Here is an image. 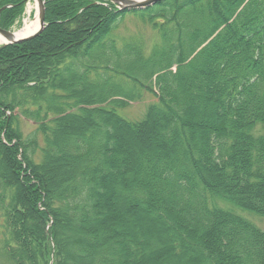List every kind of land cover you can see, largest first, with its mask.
Here are the masks:
<instances>
[{
	"label": "trees",
	"instance_id": "obj_1",
	"mask_svg": "<svg viewBox=\"0 0 264 264\" xmlns=\"http://www.w3.org/2000/svg\"><path fill=\"white\" fill-rule=\"evenodd\" d=\"M42 1L0 46V264H264V0Z\"/></svg>",
	"mask_w": 264,
	"mask_h": 264
},
{
	"label": "rangeland",
	"instance_id": "obj_2",
	"mask_svg": "<svg viewBox=\"0 0 264 264\" xmlns=\"http://www.w3.org/2000/svg\"><path fill=\"white\" fill-rule=\"evenodd\" d=\"M30 1V0H29ZM29 1L26 3L25 6V11L24 14L22 16L21 22L19 23V25L15 26L12 28L13 32L19 31L21 30L24 25L25 22H32L35 18V14L36 11L31 10V12L28 10L29 9ZM156 98V97H155ZM154 96L150 95L149 97H147L146 100L137 103V102H133L130 103L129 106L125 109H120L117 110V113L119 116H121L122 118L131 121V122H138L140 120L143 119L146 110L148 108V103H153L154 102ZM23 130L25 133L31 131L34 128V124L31 121H26L23 120ZM221 206L225 205L220 203ZM236 212L240 213L242 216H244L245 218L248 219V221H250L251 223H253L255 226H257L260 230H262L264 232V217H260L251 213H246V212H241L239 210H236ZM124 214V212H123Z\"/></svg>",
	"mask_w": 264,
	"mask_h": 264
},
{
	"label": "water",
	"instance_id": "obj_3",
	"mask_svg": "<svg viewBox=\"0 0 264 264\" xmlns=\"http://www.w3.org/2000/svg\"><path fill=\"white\" fill-rule=\"evenodd\" d=\"M28 1L29 0H26V2ZM108 1L114 4L119 10H125V9L135 10V9H145L149 6L168 0H108ZM36 5H37L36 10L38 12V23H39V27L36 30V32L28 36H22L19 34V31L13 32V31H6L0 29V35L4 39V41L0 43V46L18 44L30 40L40 34L45 24L44 2L42 0H36Z\"/></svg>",
	"mask_w": 264,
	"mask_h": 264
},
{
	"label": "bare ground",
	"instance_id": "obj_4",
	"mask_svg": "<svg viewBox=\"0 0 264 264\" xmlns=\"http://www.w3.org/2000/svg\"><path fill=\"white\" fill-rule=\"evenodd\" d=\"M29 11L31 12V10H35L37 14H35V18L32 22H25L24 27L19 30V34L22 36H28L33 34L34 32H36V30L39 27V23H38V12H37V5H36V0H30L29 1ZM17 32V31H16ZM4 41V39L2 38V36L0 35V43H2Z\"/></svg>",
	"mask_w": 264,
	"mask_h": 264
}]
</instances>
